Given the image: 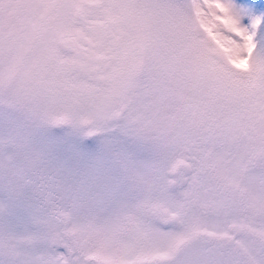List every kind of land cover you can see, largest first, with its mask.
<instances>
[{"label": "snow or ice", "instance_id": "obj_1", "mask_svg": "<svg viewBox=\"0 0 264 264\" xmlns=\"http://www.w3.org/2000/svg\"><path fill=\"white\" fill-rule=\"evenodd\" d=\"M0 264H264V0H0Z\"/></svg>", "mask_w": 264, "mask_h": 264}]
</instances>
